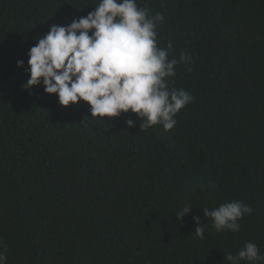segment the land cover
Wrapping results in <instances>:
<instances>
[{"label": "trees", "instance_id": "trees-1", "mask_svg": "<svg viewBox=\"0 0 264 264\" xmlns=\"http://www.w3.org/2000/svg\"><path fill=\"white\" fill-rule=\"evenodd\" d=\"M99 2L0 0L7 264H230L225 255L248 242L264 256V0H137L165 17L157 46L171 42L169 59L183 52L192 60L168 78L194 97L169 131L141 130L131 111L92 117L83 100L62 106L42 84L22 87L37 39ZM236 200L252 213L239 231L217 232L203 208ZM193 216L205 223L203 239Z\"/></svg>", "mask_w": 264, "mask_h": 264}, {"label": "clouds", "instance_id": "clouds-1", "mask_svg": "<svg viewBox=\"0 0 264 264\" xmlns=\"http://www.w3.org/2000/svg\"><path fill=\"white\" fill-rule=\"evenodd\" d=\"M164 19L163 13L152 15L149 8L139 7L137 0H100L86 16L63 26L53 24L37 39L27 53L29 78L22 87L31 90L42 84L46 93L57 94L62 106L83 100L92 117H119L131 111L140 119L141 130L160 124L169 131L177 124V113L194 97L183 88H169L175 66L190 65L192 60L183 52L179 60L169 59L171 42L166 48L157 46V27ZM23 66L24 61L18 60L17 67ZM126 125L131 128L135 121L128 119ZM192 208L184 207L175 215L177 220L182 222ZM203 212L217 232H237V221L250 215L252 208L236 200ZM193 221L195 236L203 239L205 223L199 216ZM225 259L230 264L241 260L259 264L264 256L248 242L237 255L228 253ZM0 264H7L3 252Z\"/></svg>", "mask_w": 264, "mask_h": 264}]
</instances>
